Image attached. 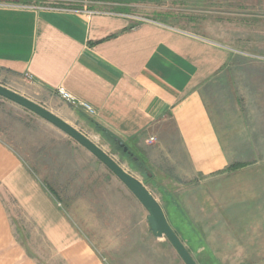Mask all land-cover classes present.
<instances>
[{"label":"crops","instance_id":"crops-1","mask_svg":"<svg viewBox=\"0 0 264 264\" xmlns=\"http://www.w3.org/2000/svg\"><path fill=\"white\" fill-rule=\"evenodd\" d=\"M85 3L74 9L0 0V71L29 82L59 106L51 112L83 123L95 139L106 144L110 133L135 146L168 184L181 217L201 228L192 245L203 244L202 257H228L208 245L220 241L211 226L234 233L240 252L233 257H264V154L255 152L264 146V126L258 111L243 110V93L260 87L230 73L264 58L234 53L207 32ZM59 85L94 114L60 99ZM61 207L0 138V264H41L29 247L35 241L61 264H110ZM189 253L199 264L201 255Z\"/></svg>","mask_w":264,"mask_h":264},{"label":"rangeland","instance_id":"rangeland-1","mask_svg":"<svg viewBox=\"0 0 264 264\" xmlns=\"http://www.w3.org/2000/svg\"><path fill=\"white\" fill-rule=\"evenodd\" d=\"M87 1L85 3L83 0H19L22 3L68 6L74 9L84 8L82 6L85 3L96 10L131 13L167 25L195 32H207L206 34L222 39L236 48L234 53L252 59L264 58V0ZM230 73L236 74L238 79L243 75V80L258 82L260 87L258 93L256 90H246L243 93L245 106H242L245 108L243 110L248 112L258 111L260 118L258 125L264 126V122H261L264 117V97L261 95L264 92V64L255 67L242 62L232 68ZM0 84L47 109L59 110V106L20 77L0 71ZM69 124L93 142L102 144L104 151L124 170L139 179L161 206L169 203V211L174 214L173 221L182 225L175 228L182 231L178 232L179 236L184 233V245L191 253L201 255L196 257L199 264H264V257H233L232 255L240 252V248L234 240V233L227 232V227L223 226L208 227V233L220 237L219 242H209L208 245L226 250L228 257H202L205 254L203 244L195 242V245H192L194 238L202 237L201 228L193 227L196 230L194 233L188 226L183 225L187 223L182 219L180 212L177 213V210L171 207L173 206L171 198L175 195L167 189L168 184L165 185L156 176L157 170L144 155L140 154L135 146L130 145L141 158L140 163L136 161L130 163V160L111 142L104 144L103 140L95 139L94 134L83 123L72 121ZM68 137L70 136L39 115L0 95V138L26 161L37 178L46 186L52 201L60 209L61 206L68 208L70 219L88 237L92 250L95 249L103 256L104 262L184 264L166 237L156 238L149 230L148 212L133 193L112 174L113 172L95 162L94 155L88 154L89 151L84 146L76 144L75 140L72 142ZM237 149L243 151L245 148ZM256 149L255 152L264 154V146H258ZM252 157L254 154L247 156V159ZM147 171H151L153 176H146ZM94 237L101 240L94 243ZM257 245L259 244L256 243L254 246ZM29 247L33 250L35 259L41 264L62 263L57 258L47 256L46 247L43 248L42 242L29 243ZM246 251L250 253L249 248Z\"/></svg>","mask_w":264,"mask_h":264},{"label":"water","instance_id":"water-1","mask_svg":"<svg viewBox=\"0 0 264 264\" xmlns=\"http://www.w3.org/2000/svg\"><path fill=\"white\" fill-rule=\"evenodd\" d=\"M0 95L18 103L24 108L52 123L96 156L104 165H106V167H108V169H110V171L116 175V177L133 193V195L147 210V219L153 235L156 237H166L185 264H197L168 223L160 203L139 179L124 170L106 151L88 138L84 133L47 108L1 84ZM114 140L124 152L128 151L129 153H132L122 139L115 136ZM147 175L150 176L151 172L147 171Z\"/></svg>","mask_w":264,"mask_h":264},{"label":"trees","instance_id":"trees-1","mask_svg":"<svg viewBox=\"0 0 264 264\" xmlns=\"http://www.w3.org/2000/svg\"><path fill=\"white\" fill-rule=\"evenodd\" d=\"M99 1V0H98ZM101 130H104V129H101ZM106 132V131H105ZM108 137L110 138V141H111V143L113 144V145H115L116 146V148L118 149V151H120V153L123 155V156H125V157H127L129 160H130V163H133V162H137V163H140L141 162V158H140V156L139 155H137V154H135V152L131 149V147L129 146V144L128 143H126L125 142V144L128 146V149L132 152V153H129L128 151H123L122 150V148L118 145V143L114 140V137L115 136H113L112 134H110V133H108ZM242 163H233V164H231L230 165V168H235V167H237V166H240ZM142 166V168H145V166L144 165H141ZM151 172V171H150ZM146 176H148L147 174H146ZM151 176H153V175H151ZM171 204L173 205V206H171L172 208H173V210H177L176 209V203H175V201L173 200V198H171ZM162 208H163V210H164V213H165V216H166V219H167V221H168V223L170 224V226L172 227V229L174 230V232L177 234V236L180 238V240L182 241L183 239L185 240V238H184V233L182 234V236H179V234H178V232H182L179 228H175V227H178V226H182V225H180V224H177L176 222H174L173 220H174V214H173V212L171 211H169V203L167 202L166 203V205L163 207L162 206ZM176 211H174V213H175ZM179 211L177 210V213H178ZM181 214V213H180ZM183 219V218H182ZM169 220L171 221V222H169ZM188 220L185 218V222L187 223V224H183V225H185V226H188L189 227V229H192V231L194 232V233H196V230L195 229H193V227L194 226H192V225H190L188 222H187ZM148 224H149V222H148ZM191 226V227H190ZM149 230L151 231V228H150V224H149ZM152 232V231H151ZM183 237V238H182ZM188 239V238H187ZM187 248V247H186ZM187 250H188V252H190L189 251V249L187 248Z\"/></svg>","mask_w":264,"mask_h":264},{"label":"built area","instance_id":"built-area-1","mask_svg":"<svg viewBox=\"0 0 264 264\" xmlns=\"http://www.w3.org/2000/svg\"><path fill=\"white\" fill-rule=\"evenodd\" d=\"M132 16H135V15H132ZM135 17H137L138 19H141V20H146V18L141 17V16L140 17L135 16ZM55 91H56V94L58 95V97L60 99L66 101L70 105H72L74 107L82 108L84 111H86L90 115L94 114V108L89 103L78 99L75 95L70 93L63 86H61V85L57 86L55 88ZM147 140H148V142H152L154 140V137L151 136Z\"/></svg>","mask_w":264,"mask_h":264}]
</instances>
